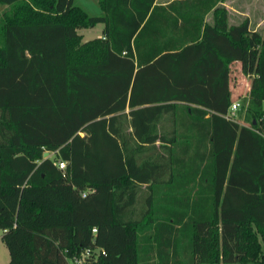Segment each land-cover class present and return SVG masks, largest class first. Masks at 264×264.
Returning a JSON list of instances; mask_svg holds the SVG:
<instances>
[{"label":"trees","instance_id":"16d2710c","mask_svg":"<svg viewBox=\"0 0 264 264\" xmlns=\"http://www.w3.org/2000/svg\"><path fill=\"white\" fill-rule=\"evenodd\" d=\"M97 1L0 0L7 264H264V36L224 0Z\"/></svg>","mask_w":264,"mask_h":264},{"label":"rangeland","instance_id":"374dc122","mask_svg":"<svg viewBox=\"0 0 264 264\" xmlns=\"http://www.w3.org/2000/svg\"><path fill=\"white\" fill-rule=\"evenodd\" d=\"M225 1V0H224ZM228 4L232 5L234 8L240 10L242 14H238L240 17H237V13L233 10L232 13L229 12V22L230 24L239 23L243 19L247 18L249 20L251 29L257 31L260 35L264 36V0H226ZM82 6L92 14L98 13L96 11L97 4L93 0H82ZM234 14V15H233ZM101 24H96L95 27L92 28H81L78 29L79 33L83 35L82 41H87L94 39L98 33H102L100 31ZM233 76L236 82L233 86V97L237 98L238 96L241 98L249 88L250 81L247 76L242 75L240 72V66L236 64L233 67ZM236 101V102H241ZM240 104V103H239ZM236 115V114H235ZM237 117V116H235ZM2 233L0 230V264H7L9 262V252L7 251L6 246L2 242L1 239Z\"/></svg>","mask_w":264,"mask_h":264},{"label":"built area","instance_id":"2783aa9c","mask_svg":"<svg viewBox=\"0 0 264 264\" xmlns=\"http://www.w3.org/2000/svg\"><path fill=\"white\" fill-rule=\"evenodd\" d=\"M240 107V104L238 102H234L232 106L229 109V116L234 117L236 110ZM58 167L63 170L66 167V161L62 160L58 162ZM82 195L85 196V193H82ZM7 230L3 229L1 230V233H5ZM93 233H96V228H92L91 230ZM97 253H105L104 250L96 249L94 250ZM91 259L96 260V257H93V250H90L89 248L83 249V251L78 254L74 255L72 257L68 258L69 264H87L91 261Z\"/></svg>","mask_w":264,"mask_h":264},{"label":"crops","instance_id":"0c3cea01","mask_svg":"<svg viewBox=\"0 0 264 264\" xmlns=\"http://www.w3.org/2000/svg\"><path fill=\"white\" fill-rule=\"evenodd\" d=\"M81 1L82 0H76V2L78 3V4H80L81 6H82V4H81ZM172 0H156V2L157 3H159V4H161V5H167L169 2H171ZM93 2H94V5H95V3L97 4L96 6H98L97 8H96V11L98 12V13H95V14H99L100 13V7H99V4H98V1L97 0H93ZM219 5L220 6H224L225 7V9H227V11H228V14H229V12L230 13H232L231 11L233 10L235 13H237V17L239 18L240 16V14H242V12L240 11V10H238V9H236V8H234L232 5H230V4H228V2L225 0V1H223V2H221V3H219ZM83 7V6H82ZM84 8V7H83ZM85 9V8H84ZM86 10V9H85ZM87 11V10H86ZM87 12H89V11H87ZM90 14H92L91 12H89ZM95 14H92V15H95ZM239 14V15H238ZM234 15V14H233ZM229 16V15H228ZM213 18V15H212V13H209L207 16H205V20H207V21H211V19ZM228 23L230 24V22H229V17H228ZM99 24H101L102 26L100 27V31L101 32H103V24L102 23H99ZM232 24H236V23H232ZM82 35V34H81ZM102 36V33L100 34V33H98L97 35H96V37H101ZM95 37V38H96ZM82 39H83V35H82ZM92 40V39H91ZM2 237V236H1ZM3 242V241H2Z\"/></svg>","mask_w":264,"mask_h":264},{"label":"water","instance_id":"95a60500","mask_svg":"<svg viewBox=\"0 0 264 264\" xmlns=\"http://www.w3.org/2000/svg\"><path fill=\"white\" fill-rule=\"evenodd\" d=\"M48 154H49V152L46 151V152H44V155L43 156L46 157V156H48Z\"/></svg>","mask_w":264,"mask_h":264}]
</instances>
